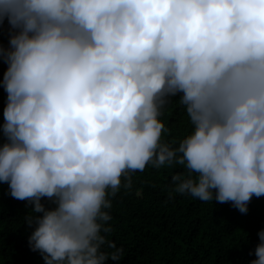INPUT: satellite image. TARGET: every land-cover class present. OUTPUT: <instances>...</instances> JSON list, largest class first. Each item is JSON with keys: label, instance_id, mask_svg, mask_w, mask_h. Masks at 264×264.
Wrapping results in <instances>:
<instances>
[{"label": "clouds", "instance_id": "obj_1", "mask_svg": "<svg viewBox=\"0 0 264 264\" xmlns=\"http://www.w3.org/2000/svg\"><path fill=\"white\" fill-rule=\"evenodd\" d=\"M5 20L0 182L34 205L45 264H118L109 197L148 165L241 213L264 195V0H0ZM177 93L193 130L174 146L160 116Z\"/></svg>", "mask_w": 264, "mask_h": 264}, {"label": "trees", "instance_id": "obj_2", "mask_svg": "<svg viewBox=\"0 0 264 264\" xmlns=\"http://www.w3.org/2000/svg\"><path fill=\"white\" fill-rule=\"evenodd\" d=\"M10 26L0 23V47H7ZM7 64L0 59V82ZM172 97L160 119L168 130L165 142L177 145L193 130L179 103ZM7 93L0 83V126ZM4 142L0 129V144ZM186 169L180 165L159 169L148 165L130 173V185L109 198L111 230L107 239L122 249L118 264H250L256 259L258 232L264 229V195L253 196L248 211L241 213L232 202L201 201L191 194L172 190L171 176ZM195 175V174H193ZM41 203L54 205L42 197ZM34 205L9 194L0 182V264H45L39 251L29 247L35 228L26 222ZM39 215V214H38ZM110 252L114 249L106 248ZM107 264H117L108 260Z\"/></svg>", "mask_w": 264, "mask_h": 264}]
</instances>
